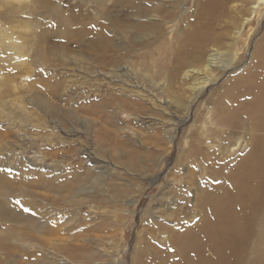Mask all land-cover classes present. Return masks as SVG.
Here are the masks:
<instances>
[{
    "label": "rangeland",
    "instance_id": "374dc122",
    "mask_svg": "<svg viewBox=\"0 0 264 264\" xmlns=\"http://www.w3.org/2000/svg\"><path fill=\"white\" fill-rule=\"evenodd\" d=\"M7 1L8 5L0 2V26L10 28L13 32L19 30L20 46H25L23 50L27 55L22 56L21 59L22 61L26 60V67H20L17 72L16 69L13 70L15 66L13 63L5 62L4 75L7 77H5V81H0L6 84L4 88H0V103L3 104L0 107V164H6L10 168L8 171H4L0 167V189H11L17 194L13 197L16 202L15 200L9 202L14 211L23 213L25 216L31 215V218L33 216L40 218L43 222L49 221V224L56 219L55 230L61 231L63 228L67 233L62 230L61 234H46L47 236L43 234L41 236L37 232L33 233L25 228L21 220L20 223H13L8 219L7 222L0 224V264H132V255L139 237L148 239L152 244L151 251H155L151 259L153 262L159 261L156 259L157 256L161 250H165L163 242H168L167 230L180 234L183 229L191 227L197 220V214L194 215L191 207L197 199V193L194 194L195 191L191 189L188 182V177L195 175L192 171L193 167H190L188 161L190 160L188 155L192 136L190 134L195 133L201 136L202 125L206 121V127L209 130L206 140H212L213 136L210 131L214 127L206 119L208 111L212 107L211 101L214 103L221 95L220 92L225 84L240 76L251 64L256 62L258 50L264 39V4L256 10L247 23L244 21L251 15L252 4L257 0H232L227 6L225 15H216L214 12L211 14L206 10L207 15L212 17L216 15V22L212 26L215 27V34H223V44H212V46L201 50L203 59L213 47L217 53H222L220 63L210 70V74H206L202 71L204 61L200 64L195 62V65L194 62L191 63L194 67L187 62L183 67L178 68L176 65L173 66L175 59L170 54L171 50L180 47L179 43H172V38L183 34L182 30L185 28L187 30L198 26V22L201 21L199 9L204 8L205 1H168L167 4L171 3L173 6L170 10L173 21L163 25L159 38L151 40L146 37L134 41L132 45L130 39H127L125 43L130 44L131 48H135L138 52L140 51L139 53L145 51L143 47L147 43L153 44V59L158 63L156 66L159 67L161 62L162 64L167 63L170 68L169 72L167 71L165 76L160 75L161 77L154 80L158 83L167 81L170 86L168 87L166 83L162 82L161 85L165 84V86L157 87V89L151 87L149 80L142 79L143 77L137 75L140 74L139 71L136 75L129 77L124 74L125 70L123 69L122 78L124 79L122 82L125 81V83L113 82L112 77H108L104 70L96 65L98 58H94L93 50L84 48L88 42L81 40L86 28H92L94 32L101 21H106L100 15L102 9L94 4L102 0H42L40 10H35V7H31L33 4H29L28 6H31L24 9L26 14H22L21 10L17 14L10 13L12 8H20V2ZM105 1L109 4L108 0ZM144 1L149 9L155 5L153 0ZM23 3L25 6L27 5L25 1ZM113 10L115 13L111 12L110 14L112 18L128 22L129 13L127 10L125 12L120 10V6H110L106 11ZM59 18H62L66 27H59ZM50 28L63 31L61 35H54L50 38L47 32ZM238 31H240L239 35L236 34ZM63 33L65 37L62 36ZM87 39L91 41L89 38ZM34 45H38L37 51L34 49ZM167 49L170 51L166 52ZM119 51L111 53H116L117 63H122L127 52L122 47ZM62 56L66 57V62L61 61ZM221 58L222 60L230 58L232 60L231 68L226 69L225 65L227 64H225V60L221 61ZM149 63L150 61L142 69L148 70V73L152 75L156 72V67L153 61ZM147 66L148 69H146ZM192 68L197 70V74H185L188 69ZM109 69L110 67H108ZM208 75L214 76L215 80L197 97L188 113L185 105L193 98L191 86L198 83L203 76ZM152 78H155L154 75ZM110 81L113 83L111 84ZM55 83L60 86L56 87ZM125 86L126 88H122ZM168 88L169 90H166ZM3 92H5V96L1 99ZM102 98L105 100L119 99L129 102L130 105L123 108L119 105V100L116 102L110 100L112 103H108L102 111L98 108V103ZM40 103L57 105L63 115L58 110L45 111L44 106H39ZM2 111L11 112L12 119H3ZM65 112L76 114L87 124L80 122L74 126L71 125L67 116L64 115ZM16 118H19V122L12 126ZM53 120L54 122L58 121V126L62 130H57ZM17 127H20V132ZM73 127L79 129L78 134H73ZM226 134L228 135L229 132ZM172 137L173 142L170 144L169 141ZM204 139H202L203 146L207 148ZM185 141L188 145L185 144ZM9 142L12 144L8 146ZM99 143L100 146H104L101 153L96 149ZM82 147L88 148L90 151L91 149L95 150L94 154L99 159L98 161L104 162V164L101 163L98 170L107 166L108 175L102 179V183L99 185L94 183V177L98 175V172L87 171V167L91 166L92 168L94 165H89V162L84 164L87 157L86 154L84 156L79 152ZM211 148L210 150H214L215 146L213 145ZM233 153L237 154V151L234 150ZM48 155H50L49 158ZM124 162L134 163L142 171L128 170L126 166L120 165ZM193 162L194 160L191 165H194ZM28 164L34 165L35 167L32 168L35 169L28 170ZM41 165L48 167V170L51 169L47 171V174L49 178L53 179V182L55 181L54 185L58 184L61 189L51 193L37 190L32 172L42 174V170L38 169ZM158 170L159 172H157ZM124 186L130 187L134 194L121 203L122 197L119 199L118 194H114L112 187L125 191ZM81 188H86L83 194L77 192ZM175 189L176 191H174ZM163 191L174 198L173 205L177 212L174 210L170 214L163 211L159 216V212L156 215L152 213L158 221L157 224L161 222L162 226L160 223L156 232L145 233V236H141L144 231L143 227H145L142 225V219L148 214L146 209L149 207V210L156 211L155 207L160 203L157 200L161 199ZM36 195L41 196L40 199L35 200L34 196ZM42 196L46 197V202L43 201ZM162 203L164 204L166 201L162 200ZM37 204L42 205V208L45 206L47 209L44 208L45 210L33 213V207ZM28 211L29 214L26 215ZM45 211L51 213L45 214ZM77 211L78 214H76ZM149 215L151 216V213ZM72 217L74 218L72 219ZM179 219L180 221H178ZM151 221H153L152 218ZM45 229L42 231L44 232ZM10 233H13L14 236L9 237ZM159 235L160 237H158ZM38 237L40 239L51 237V240H60L61 244L56 242V246L50 245L52 248L48 255L49 252L46 253L45 249L37 248L40 245ZM21 238H24L23 243L26 245L21 243ZM56 249L59 250L56 251ZM174 250L176 251V248ZM170 254L173 256L168 255V258L170 257L169 264H175L178 260L174 257V252H170Z\"/></svg>",
    "mask_w": 264,
    "mask_h": 264
},
{
    "label": "bare ground",
    "instance_id": "6f19581e",
    "mask_svg": "<svg viewBox=\"0 0 264 264\" xmlns=\"http://www.w3.org/2000/svg\"><path fill=\"white\" fill-rule=\"evenodd\" d=\"M16 1L20 2V8H12L10 10V13L12 14H17L20 12V10L21 12H23L22 14H26L24 12V9L30 7L31 5L28 6L29 4H33V6L31 7H35V10H40L42 7V0H20V1L16 0ZM24 1L27 3L26 6L23 3ZM108 1L109 4H107L106 3L107 1L105 0L94 3L96 7L102 9L100 11V15L101 17L103 16L102 18H104L106 21L104 22L101 21L99 27L94 32L92 28H86L82 36L83 39L81 40L82 42L83 41L88 42L84 48L93 50L94 58H98L96 61V65L99 66L101 70H104V72L108 77L111 76L113 82H118L122 84L125 83V81L122 82L124 79L122 78L123 76L122 70L124 69L125 70L124 74H126L129 77L136 75L139 71L140 74L137 75L143 77L142 79L145 78L149 80L152 85L151 86L152 88H157L161 86L164 87L165 84L161 85L162 82L164 81L158 83L154 79L163 76L168 70H170V68L167 65V63L162 64V62L159 63L158 65L159 67L156 66L158 63L153 59L154 58V50H152L153 44L151 45L147 43L145 47H143L145 48V51L142 52L143 54L139 53L140 51L138 52V50H136L135 48H131V45L134 41H139L140 39H145L146 37H149L151 40L155 38L157 39V37L159 38V34L160 35L162 34L163 25L173 21V19H171L172 13L170 11L172 10L173 6L171 3L167 4V2L168 1L175 2V0H159V1L153 0L155 5L150 9L147 7V4L145 3L144 0H108ZM204 1L206 6L204 4V8L199 9L200 10L199 19L201 21L198 22V26L194 25L195 27L187 30L185 28L182 30V32L184 31L183 34L172 38L173 40L172 43L174 44L179 43L180 47L171 50L170 54H172V57L175 59L174 61L175 63L173 62V66L176 65V67L180 68L183 67V65H185L187 62H189L190 64L194 62L193 64L195 65V62H198L200 64L201 62L204 61L202 71L203 73L210 74L209 73L210 70L216 67L220 63V57L222 53L220 54L217 53V51L213 47L212 49L209 50V54H207V56L205 55L206 58L203 59L204 58L202 54L203 52L201 50L205 49L210 45L212 46V44L219 45L220 43H222L223 34L221 33H219V35L215 34V27L212 26L216 22L215 16L217 14L218 15L226 14L227 6L232 0H204ZM0 2L8 5L7 0H0ZM262 4H264V0H257L255 3L252 4L251 15L245 19L244 23H247L249 22V20H251L256 10H258V8ZM110 6H116V7L120 6V10L125 12L127 10L129 13L128 22L119 20V18H112L110 14L111 12H114V10L106 11L109 9ZM206 10L210 11L211 14L214 12L216 15L214 17L209 16L207 15ZM166 21L168 22L165 23ZM58 23L60 28L65 26L62 18H59ZM178 28L179 27L177 26V30ZM64 30L66 31L67 29ZM62 31L63 30L59 31L50 28L47 32L51 38L54 37V35L55 36L61 35ZM64 33L62 34V36L65 37ZM236 34L239 35L240 31H238ZM183 35L184 37L182 38ZM87 38H89L91 41H88ZM127 39H130L131 45L125 44L127 42ZM37 47L38 45H34V49L36 51H37ZM121 47L124 50H126L127 54L123 58L122 63H117L118 61L116 59L117 57L116 53L113 54L111 52L119 51ZM24 48H25L24 45L22 47L20 46L19 30L13 32L10 28H5L0 26V81H5V77H7V75H4L5 62L9 61L8 63L10 64L13 63V66L15 65L13 67V70L16 69V72L17 69H19L20 67H24V68L26 67V60L24 61L21 60L22 56L27 55L24 54V50H23ZM168 51H170V49L166 50V52ZM113 56L115 60L113 59ZM61 59L62 62L67 61L66 57L64 56H62ZM223 60L221 58V61ZM226 60H225V64L227 65H225V68L226 69L231 68L232 60H230V58H227ZM148 61H150V63L151 61H153V64H155L154 66L156 67V72L152 75L148 73V70L142 69L143 66L147 65ZM148 66L146 69L149 68ZM108 67H110L109 70ZM185 74L194 75L197 74V70H194V68L188 69ZM153 75L155 78H152ZM214 80L215 77L212 75L203 76V78L199 79L198 83H194L191 86V93L193 98L191 99L189 97L191 100L189 99L190 102H188L185 105V109L186 111H188V113L193 105V102L197 99V97H199L202 94V92ZM112 81H110L111 84L113 83ZM164 83H166L168 87L170 86V84L167 81H165ZM5 85L6 84L0 82V88H4ZM54 85H56V87L60 86V84L58 86V83H55ZM122 88H126V86ZM166 90H169V88ZM132 91L134 92V90ZM220 93L221 95L215 100L214 103L213 101H211L212 107H210V110L208 111V116H206V119L209 120L210 124L214 127L210 131V133H212L211 136H213V138H211L212 140H206L209 131L208 128L206 127L207 125L206 121L202 125L201 136L195 133L190 134L192 136H191L189 155H188L190 156V160L188 161L190 163L189 164L190 167H193L192 171L195 175L192 176L190 175V177H188V182L190 183L189 185L191 189L195 191L194 194L197 193V199L194 202V204L191 205L194 211V215L197 214V220L193 222V225L191 227H187L186 229H183L181 233L178 232L180 234H177L175 232H169L170 230H167L168 242L166 241L163 242L165 250H161L160 251L161 253L159 254V256H157L156 259H158L159 261H154V262L152 261L151 257L155 254V251H151L152 244L148 241V239L146 238L141 239V237H139L137 241L136 249L134 250V253L132 255L133 256L132 264H169L170 257L168 258V255L173 256L172 254H170V252L171 253L174 252V257H176L178 260L176 263L174 262L175 264H264V39L262 40L260 49L258 50L256 62L251 64L246 69V71L242 73L240 76L230 80L227 84H225ZM4 96H5V92L1 94V99ZM110 100L116 102L119 99L117 100L114 98L113 99L110 98L109 100H105L104 98H102L100 103H98L99 107L98 106L97 107L100 108V110L104 111L108 103L111 102ZM118 102L119 105H121L123 108L124 106L128 107L130 105V103L126 101L119 100ZM2 105L3 104L0 103V107H2ZM39 106H44V110L47 112H50L52 110H58L63 115V112L55 104L52 105L51 103H43V104L40 103ZM84 108L86 109L87 107ZM3 111L1 112V115H3L4 117L3 119H7V118H9V120L12 119L11 112L5 113ZM64 115L67 116L66 118L68 119V121H70L71 125L73 126L80 122L87 124V122L81 120L80 117H77L76 114L65 112ZM17 122H19V118L15 119L12 126L16 125ZM53 123L54 125L57 126L56 127L57 130L58 129L62 130V128L58 126V121L55 120L54 122L53 120ZM179 123L180 122H178V124ZM17 130L20 132V127H17ZM78 131L79 129L73 127V131H72L73 134H78ZM226 132H229V134L227 135ZM196 135H198L197 138ZM241 135L242 137H240ZM202 139H204L207 148L203 146L204 144ZM169 142L170 144H172L173 137L170 139ZM10 144L12 143L9 142L8 146ZM185 144H187V141H185ZM68 145L66 144L67 148ZM213 145L215 146V149L210 150L212 149L211 147H213ZM96 149L99 153H101V151L104 149V146L103 145L100 146L99 143V146ZM234 150L237 151V154L233 153ZM94 151L93 149H91L90 151L88 150V148H83V147L80 148L79 150V152L81 154H84V156L86 154L87 159L84 162V164H87V162H89V165L90 164L94 165V167L92 168L91 166L87 167V171L92 170L98 172V175L94 177V183H96L95 185H99L100 183H102V179L108 175V171L106 168L107 166H103L101 170H98L100 169L101 163L104 164V162L98 161L99 159L95 156L96 154H94ZM49 156L50 155H48L47 157L49 158ZM193 160H194L193 162L194 165H191ZM120 165L126 166L128 170H132L133 172L135 171V169L138 170L139 172L142 171L140 170V167L138 168V166H136L134 163L124 162L121 163ZM0 167L4 171H8L10 169L6 166V164L4 165L0 164ZM32 167L35 166L32 164L27 165L28 170L35 169ZM38 169L42 170L41 171L42 174H34V172H32L33 177L35 178L37 190L39 189L44 191L45 193H51V192H55L57 189H61L58 186V184L54 185L55 181L53 182V179L49 178L47 171H50L51 169L48 170V167L42 165ZM157 172H159V170ZM116 179L118 178L116 177ZM85 189L86 188H81L77 192L79 194L81 193L83 194L85 192ZM124 189L125 191H122L112 187L114 194L115 195L118 194L119 199L122 197V200L120 201L121 203L124 202L127 197H130L134 194V191L130 187L124 186ZM174 191H176V189ZM15 195L17 194L15 193V191L11 189H7V188L0 189V224L7 222L8 219H10V221H12L13 223L14 222L20 223L21 220L25 228L32 231L33 233L37 232L41 236L43 234L45 236H47L46 234L48 235L61 234L63 228L61 231L55 230V224L57 223L55 222L56 219L54 220V222H51V224H49V221L43 222L40 218L34 216L31 218V215H28L29 211L26 213V215L28 216H25L23 215V213L20 214V212H16L13 209H11L9 202L11 203L13 200H15L13 199ZM76 195L79 196L77 193ZM124 195L126 197H123ZM34 197H36L35 200H37V198L40 199L41 196L36 195ZM42 198L43 201L46 202V197L42 196ZM161 199L164 202L166 201V203L163 204ZM161 199L157 200L160 203L158 202L159 205L157 206L155 205L156 211L153 209L149 210L148 209L149 207H147L146 212L148 214L146 217H143L142 219V225L145 227H143L144 231H143V235L141 236H145V233H150V234L152 232L154 233L156 232V230L159 229V224L161 222L157 224L158 221H156L155 219L156 217H154V214L156 215V213L159 212L158 213L159 216L160 214L163 213V211L165 213L169 212L170 214H172L174 210L175 212H177V209H174L175 206L173 205L175 202L173 200L174 198H171L169 195L166 194V192L163 191L161 193ZM41 206L42 205L40 204L34 205L33 213H38L44 208L47 209L45 206L43 208ZM162 208L164 209L162 210ZM49 213L45 211V214H49ZM78 213L79 212L77 211L76 214ZM149 213H151V216L149 215ZM173 215L170 216L172 217ZM149 216L152 218L153 221H151V218ZM73 218L74 217H72V219ZM178 221H180V219ZM160 225L162 226V223ZM43 229H45L44 232L42 231ZM63 231L66 232V230ZM8 236L12 237L14 236V234L10 233L8 234ZM158 237H160V235ZM50 238L51 237L40 239V237H38L40 245L37 248L45 249L46 253L47 251L48 252L51 251L52 247H50V245L53 244L54 246H56L55 244L59 243L60 240L56 241V240H51ZM23 239L21 238V243L24 242ZM63 240L65 242V239ZM23 244L26 245L25 243ZM28 244L30 243L28 242ZM59 244H61V242ZM175 248L176 251L174 250ZM53 250L55 249L53 248ZM57 250L59 249H56V251ZM40 251H44V250H40ZM50 253L51 252H49L48 255H50Z\"/></svg>",
    "mask_w": 264,
    "mask_h": 264
}]
</instances>
